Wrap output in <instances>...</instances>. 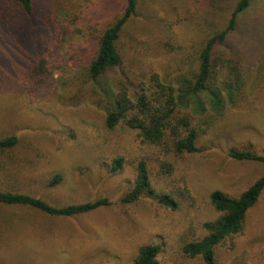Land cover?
<instances>
[{
    "label": "rangeland",
    "instance_id": "1",
    "mask_svg": "<svg viewBox=\"0 0 264 264\" xmlns=\"http://www.w3.org/2000/svg\"><path fill=\"white\" fill-rule=\"evenodd\" d=\"M32 1L33 14L27 15L0 0V8H5L0 13V137L13 134L19 142L12 151L0 154L6 166L5 175L0 170V188L32 194L53 206L103 196L112 204L74 216L50 215L28 205L0 204V264H132L137 249L148 243L161 246L160 264H205L201 257L184 253L182 246L201 238L203 222L218 216L209 203V193L217 189L238 196L264 174L263 163L238 161L227 154L230 147L251 143L252 149L264 156V0L249 1L224 44L215 46L212 89L218 91L220 104L213 111L206 94L196 97L204 103L203 113L208 117V125L201 126L205 131L199 138L200 150L169 159L162 154L154 161L151 147L143 151L131 132L122 137L124 131L119 128L112 142L122 137L116 152L124 156L126 164L114 174L108 171L114 148L112 143L105 145L110 132L101 110L100 86L107 78L94 84L84 64L85 54L95 46L104 27L102 21L111 23L115 15L104 9L85 21L88 12L97 8L91 3L98 0ZM49 2L57 4L52 19ZM236 2L139 0L120 42L133 55L150 49L147 70L178 85L181 74L196 67L206 36L225 27ZM66 14H84V23L74 24L79 35L58 24ZM75 39L83 47L78 57ZM40 58L47 64H60L46 83H37L35 74L28 72ZM237 59L241 67L238 81L232 73ZM130 67L140 72L136 66ZM109 75L117 79L114 73ZM194 105L190 100L189 107ZM138 151L146 158L151 156L153 194L144 192L134 202H122L120 198L134 183L129 161L137 160ZM56 173L62 180L50 186ZM164 191L173 195L176 206L159 201L158 194ZM215 261L264 264V189L248 209L242 232L216 250Z\"/></svg>",
    "mask_w": 264,
    "mask_h": 264
},
{
    "label": "trees",
    "instance_id": "2",
    "mask_svg": "<svg viewBox=\"0 0 264 264\" xmlns=\"http://www.w3.org/2000/svg\"><path fill=\"white\" fill-rule=\"evenodd\" d=\"M249 1L251 0H237L225 27L206 36L198 50L196 67L189 68L191 69L189 71L185 70L178 80V85L161 79L155 71L147 70L145 60L150 49L145 48L143 52H136L133 55L132 51L125 48V44L120 42L121 33L129 19L135 15L139 0H98L91 3L97 8L88 12L89 15H86L85 21H89L93 17V12L102 13L104 9L111 10L110 14L115 15V19L111 23L107 22V19L102 21L104 27L95 46L85 54L86 62L84 64L85 72L94 84H98L103 77L107 78L104 80V86L100 84V90L103 94L104 106L101 110L104 126L110 132L105 138V145L108 147L112 143L114 148V154L109 156L108 163L103 162L104 165L107 163L110 173L114 174L124 167V156L117 153L120 151L117 147H121L122 142L120 140L130 132L133 140L143 145V151L144 147L152 148L150 155L154 161H159L162 154L168 155L167 159H169V157L178 158L200 150L198 147L199 138L205 131L201 126L203 123L208 125V117L204 116L203 113L205 111L204 103H200L196 97H199L200 94H206L212 110L215 111L219 107V93L212 89L215 46L224 44L227 34L235 28L239 15L248 7ZM4 2L14 4L27 15L33 14L34 4L32 0H4ZM56 5L52 2L48 4L50 19L57 14ZM4 9L1 7L0 13H3ZM66 15L67 18L59 19L61 23L58 24H62L64 29L71 28L73 32L77 31L79 35L81 31L78 27H74V24L84 23V14L79 17H76L75 14H72L71 17V14ZM2 40L3 38L0 36V42ZM160 42L163 41L159 40L158 43ZM156 44L155 47L158 50ZM73 48L78 50L75 52V56L78 57L79 54L77 55V53L81 52L83 47L76 39ZM156 49H154L155 54ZM47 62L46 59L40 58L28 70L30 74H35L33 78L37 83H46L47 76L60 68V64L52 61L47 64ZM122 62L126 63L123 65L126 70L122 67ZM130 66H136L140 72H136ZM233 67L232 73L238 81L241 78L239 60L238 62L235 61ZM109 72L110 74L114 73L117 79H110L112 77ZM228 97L230 99V93H228ZM190 100H193L195 104L192 109L189 107ZM119 128L124 131V134L122 137L118 136L114 144L112 135L116 134ZM18 143V137L13 134L0 137V154L12 151ZM141 145H139L140 149ZM252 146L251 143L242 147L233 146L228 149L227 154L238 161L249 160L264 164V156L256 153ZM138 153L135 162L129 161L134 169V183L130 190L120 198L122 202H134L144 192L153 194V186L149 177L151 156L147 154L146 158L144 154L139 151ZM106 159L107 157H105ZM165 164L171 169L170 161L167 160ZM0 167L3 168H0L1 175H5L6 166L2 165L1 160ZM12 168L13 166L9 167L8 172ZM61 180V174L56 173L51 176L49 185H56ZM263 189L264 174L250 183L238 196H230L217 189L212 190L208 195V200L218 216L212 221L203 222L204 235L195 241L186 242L182 246V251L190 256L201 257L205 264H216V250L228 238L242 232L248 209L255 205ZM158 195L159 201L163 205L171 208L176 206V201L169 191H164ZM0 204L28 205L50 215L74 216L92 211L96 207L108 206L112 202L103 196L93 201L53 206L32 194L0 188ZM160 251L161 246L159 244L141 245L136 251L132 264H160L157 259Z\"/></svg>",
    "mask_w": 264,
    "mask_h": 264
}]
</instances>
